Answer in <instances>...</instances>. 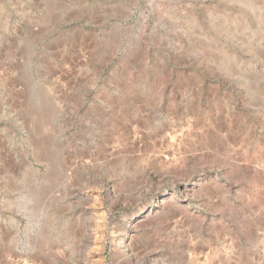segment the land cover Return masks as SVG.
<instances>
[{
	"label": "rangeland",
	"instance_id": "rangeland-1",
	"mask_svg": "<svg viewBox=\"0 0 264 264\" xmlns=\"http://www.w3.org/2000/svg\"><path fill=\"white\" fill-rule=\"evenodd\" d=\"M0 264H264V0H0Z\"/></svg>",
	"mask_w": 264,
	"mask_h": 264
},
{
	"label": "bare ground",
	"instance_id": "bare-ground-1",
	"mask_svg": "<svg viewBox=\"0 0 264 264\" xmlns=\"http://www.w3.org/2000/svg\"><path fill=\"white\" fill-rule=\"evenodd\" d=\"M146 204H148V203H146ZM146 204H145V205H146ZM138 213H139V212H137V214H138ZM135 214H136V213H135Z\"/></svg>",
	"mask_w": 264,
	"mask_h": 264
}]
</instances>
